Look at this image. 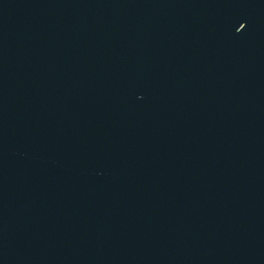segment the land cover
Listing matches in <instances>:
<instances>
[{
    "label": "water",
    "instance_id": "obj_1",
    "mask_svg": "<svg viewBox=\"0 0 264 264\" xmlns=\"http://www.w3.org/2000/svg\"><path fill=\"white\" fill-rule=\"evenodd\" d=\"M0 264H264V0H0Z\"/></svg>",
    "mask_w": 264,
    "mask_h": 264
}]
</instances>
